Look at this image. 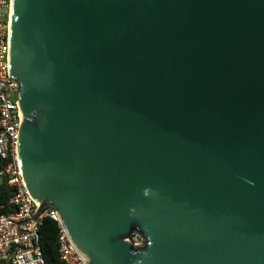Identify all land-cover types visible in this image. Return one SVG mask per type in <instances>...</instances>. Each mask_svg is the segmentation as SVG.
Here are the masks:
<instances>
[{"label": "water", "instance_id": "obj_1", "mask_svg": "<svg viewBox=\"0 0 264 264\" xmlns=\"http://www.w3.org/2000/svg\"><path fill=\"white\" fill-rule=\"evenodd\" d=\"M8 75L88 264H264V0H11Z\"/></svg>", "mask_w": 264, "mask_h": 264}, {"label": "built area", "instance_id": "obj_2", "mask_svg": "<svg viewBox=\"0 0 264 264\" xmlns=\"http://www.w3.org/2000/svg\"><path fill=\"white\" fill-rule=\"evenodd\" d=\"M11 0H0V185L11 196V211L0 213V264H45L39 229L45 218L56 223V248L60 264H88L70 241L57 212L44 208L31 198L18 161V138L21 115L18 107L19 84L8 75V31ZM133 246L143 245L138 235L128 239Z\"/></svg>", "mask_w": 264, "mask_h": 264}, {"label": "trees", "instance_id": "obj_3", "mask_svg": "<svg viewBox=\"0 0 264 264\" xmlns=\"http://www.w3.org/2000/svg\"><path fill=\"white\" fill-rule=\"evenodd\" d=\"M11 191L5 186L0 185V213L7 214L11 211L8 200ZM56 223L49 218H45L39 229V246L45 264H60L56 248Z\"/></svg>", "mask_w": 264, "mask_h": 264}, {"label": "rangeland", "instance_id": "obj_4", "mask_svg": "<svg viewBox=\"0 0 264 264\" xmlns=\"http://www.w3.org/2000/svg\"><path fill=\"white\" fill-rule=\"evenodd\" d=\"M143 244V243H142ZM140 246H142V245H140Z\"/></svg>", "mask_w": 264, "mask_h": 264}]
</instances>
